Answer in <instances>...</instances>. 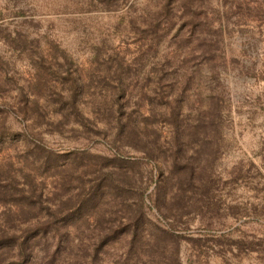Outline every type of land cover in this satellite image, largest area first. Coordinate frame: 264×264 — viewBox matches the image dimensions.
<instances>
[{"label":"rangeland","instance_id":"obj_1","mask_svg":"<svg viewBox=\"0 0 264 264\" xmlns=\"http://www.w3.org/2000/svg\"><path fill=\"white\" fill-rule=\"evenodd\" d=\"M0 174L106 192L57 264H264V0H0Z\"/></svg>","mask_w":264,"mask_h":264},{"label":"trees","instance_id":"obj_2","mask_svg":"<svg viewBox=\"0 0 264 264\" xmlns=\"http://www.w3.org/2000/svg\"><path fill=\"white\" fill-rule=\"evenodd\" d=\"M90 191V197H78L75 208L70 211L73 197L57 204L43 199L42 193L38 194L27 180L21 183L11 177L5 180L1 177L0 264H57L63 261L60 250L63 246L77 251L81 260L98 255L116 231L99 230L88 237L80 231L77 225L85 223L106 198L100 185L92 184Z\"/></svg>","mask_w":264,"mask_h":264}]
</instances>
